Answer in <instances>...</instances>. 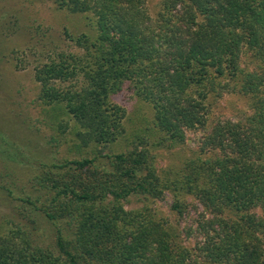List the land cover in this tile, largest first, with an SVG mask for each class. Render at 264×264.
I'll return each instance as SVG.
<instances>
[{
	"label": "trees",
	"instance_id": "trees-1",
	"mask_svg": "<svg viewBox=\"0 0 264 264\" xmlns=\"http://www.w3.org/2000/svg\"><path fill=\"white\" fill-rule=\"evenodd\" d=\"M56 3L92 14L97 32L77 38L79 54L49 50L34 75L53 130L79 145L30 174L15 205L29 224L0 233V264H264V0H162L155 18L147 0ZM121 93L152 108L141 145L174 149L203 131L179 176L160 175L150 145L98 149L126 134V110L112 99ZM226 94L247 98L251 114L210 125L208 98ZM168 191L180 227L123 204Z\"/></svg>",
	"mask_w": 264,
	"mask_h": 264
},
{
	"label": "rangeland",
	"instance_id": "rangeland-1",
	"mask_svg": "<svg viewBox=\"0 0 264 264\" xmlns=\"http://www.w3.org/2000/svg\"><path fill=\"white\" fill-rule=\"evenodd\" d=\"M161 2L147 0L153 18ZM96 34L92 14L72 13L59 7L56 0H0V131L5 139L2 143L0 136V151L17 161L14 164L0 156V187L7 186L14 191L8 197L0 188L2 234L9 232L14 223L29 224V216L21 215L17 208L34 169L51 157L76 155L75 144L79 145L71 131L58 135L53 130V124L58 121H51L38 98L40 86L35 80V69L46 60L49 50L79 54L81 51L75 45L77 38ZM244 63L251 69L252 61L244 59ZM112 99L126 110V134L115 144L98 148L104 154L126 152L137 145H150L147 148L154 158L156 170L162 177L169 176L170 180L179 176L181 168L200 155L198 144L203 131L188 133L187 141L174 149L141 145L144 140L142 130L153 122L151 106L126 93L115 95ZM207 105L210 125L217 120L242 121L251 114L247 98L238 94H226L216 99L210 97ZM70 124L73 126V121ZM55 136L59 137L57 142L52 140ZM204 156L201 154L202 158ZM174 199L171 191H168L160 201L147 202L132 196L123 204L128 211H139L179 226V217L172 210ZM197 207L199 211L203 210L198 204ZM196 215L191 210L184 216L185 220H180L182 225L191 224ZM50 233V227L44 224L38 235L45 240ZM191 241L186 242L189 244Z\"/></svg>",
	"mask_w": 264,
	"mask_h": 264
}]
</instances>
